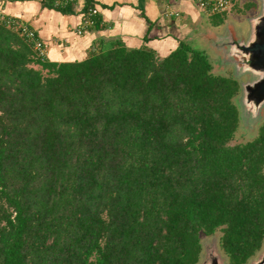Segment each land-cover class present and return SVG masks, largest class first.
<instances>
[{"label":"trees","instance_id":"trees-1","mask_svg":"<svg viewBox=\"0 0 264 264\" xmlns=\"http://www.w3.org/2000/svg\"><path fill=\"white\" fill-rule=\"evenodd\" d=\"M239 88L185 39L54 60L0 23V264H196L218 232L229 264L248 263L264 122L232 142Z\"/></svg>","mask_w":264,"mask_h":264},{"label":"crops","instance_id":"crops-1","mask_svg":"<svg viewBox=\"0 0 264 264\" xmlns=\"http://www.w3.org/2000/svg\"><path fill=\"white\" fill-rule=\"evenodd\" d=\"M89 6L99 8L97 23L79 33L82 13ZM0 9L32 24L54 60L82 59L110 39L167 54L180 39H187L205 13L197 0H75L66 8L38 0H0Z\"/></svg>","mask_w":264,"mask_h":264},{"label":"rangeland","instance_id":"rangeland-1","mask_svg":"<svg viewBox=\"0 0 264 264\" xmlns=\"http://www.w3.org/2000/svg\"><path fill=\"white\" fill-rule=\"evenodd\" d=\"M248 3H251L250 6ZM259 7H261V0H237L230 10L220 13V15L203 12L201 14L203 17H200L198 21L194 23L192 27L194 29L189 32L185 42L194 47L204 49L214 63L215 72L222 74H231L233 71L236 72L235 63L226 60V51L218 47L217 36H220L221 31L222 33L228 31L227 27L231 26V32L237 41L249 39L252 34V22L250 17L258 13ZM227 48L229 50L230 45H227ZM244 75H248L250 78L255 76L252 72L241 71L240 73L238 72L236 77L240 78ZM242 95L243 91L239 96L240 99ZM241 111H243V126L241 128L239 127L237 130L236 136L232 140L233 143L253 137V135L257 133L260 125L264 122V112L262 110L258 113L259 115H257V111L254 110L255 113H252V118L247 113L248 109L246 110V106L243 107L241 105ZM244 112L247 118L246 120L243 118ZM219 237L220 233L218 232L203 238L202 255L196 264L204 260L205 245L213 243V241L218 240ZM220 249L222 253L226 254L221 246Z\"/></svg>","mask_w":264,"mask_h":264},{"label":"water","instance_id":"water-1","mask_svg":"<svg viewBox=\"0 0 264 264\" xmlns=\"http://www.w3.org/2000/svg\"><path fill=\"white\" fill-rule=\"evenodd\" d=\"M250 19L251 36L243 43L236 44V50H231L230 57L235 63L236 71H249L256 76L255 80L243 85L242 101L245 106L253 107L255 111L259 109L256 112L258 114L264 104V0H261L258 13ZM220 246V237L213 243L206 244L204 260L199 264H229L228 257L222 253ZM246 264H264V244L257 255Z\"/></svg>","mask_w":264,"mask_h":264},{"label":"built area","instance_id":"built-area-1","mask_svg":"<svg viewBox=\"0 0 264 264\" xmlns=\"http://www.w3.org/2000/svg\"><path fill=\"white\" fill-rule=\"evenodd\" d=\"M41 2H50L52 5L60 8H66L73 5L75 0H38ZM237 0H197L198 5L209 14H217L230 10ZM99 8L89 6L84 9L82 19L77 27L79 33H83L87 28L96 25ZM0 23H3L13 29L18 30L34 47L37 54L45 58L48 56L49 46L37 29L18 16L5 13L0 9Z\"/></svg>","mask_w":264,"mask_h":264},{"label":"flooded vegetation","instance_id":"flooded-vegetation-1","mask_svg":"<svg viewBox=\"0 0 264 264\" xmlns=\"http://www.w3.org/2000/svg\"><path fill=\"white\" fill-rule=\"evenodd\" d=\"M260 8V7H259ZM249 17V16H248ZM227 29H228V31H226V32H224V33H222V31L219 33L220 34V36H217V38H218V40H217V45H218V47H221L222 49H224L225 51H226V54H227V56H226V60H228V61H230L231 62V59H232V57H230V55H231V50L233 49V50H236V44H238V43H240V42H244L245 40L243 39V40H241V41H237L236 39H235V37H234V35H233V33L231 32V26H228L227 27ZM216 38V39H217ZM234 42H236V43H234ZM235 45H234V44ZM227 45H230V48H229V50H228V48H227ZM238 72L240 73L241 71L240 70H237L236 72H232L231 74H224V75H227V76H233V77H235V78H237L236 76H237V74H238ZM217 73V72H216ZM220 74H222V73H220ZM254 74V73H253ZM255 75V74H254ZM255 78H256V76H254L253 78H250V76H248V75H244V76H241L240 78H237L238 79V82H239V86H240V88H239V92H238V94H237V98H239V96L241 95V93H242V91H243V85L244 84H246V83H249V82H252L253 80H255ZM239 100V102H240V104L244 107L245 105H244V103H243V101H242V98L240 99H238ZM240 105V106H241ZM259 108V107H258ZM248 109V111H247V113L251 116V118H252V113L254 112V108L253 107H248V106H246V110ZM263 112H264V104H263V106L260 108ZM259 109H257V111H258ZM260 110V111H261ZM259 111V112H260ZM258 112V113H259ZM255 113V112H254ZM257 115H259V114H257ZM255 116H256V114H255Z\"/></svg>","mask_w":264,"mask_h":264}]
</instances>
